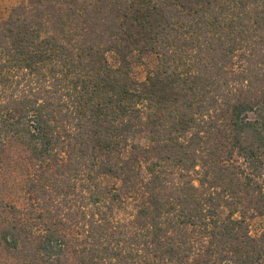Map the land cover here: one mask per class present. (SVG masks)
<instances>
[{
  "label": "trees",
  "instance_id": "trees-1",
  "mask_svg": "<svg viewBox=\"0 0 264 264\" xmlns=\"http://www.w3.org/2000/svg\"><path fill=\"white\" fill-rule=\"evenodd\" d=\"M17 170L20 204L0 199L17 264H264V0L14 7L0 190Z\"/></svg>",
  "mask_w": 264,
  "mask_h": 264
},
{
  "label": "rangeland",
  "instance_id": "rangeland-1",
  "mask_svg": "<svg viewBox=\"0 0 264 264\" xmlns=\"http://www.w3.org/2000/svg\"><path fill=\"white\" fill-rule=\"evenodd\" d=\"M28 0H0V21L5 20L11 10L22 3H27ZM109 60L113 62V57L110 55ZM153 59L147 58L141 63L135 64L133 67V78L140 82L146 77L147 67L152 65ZM5 186L0 190V199L4 198L6 201H16L15 203L20 204L21 193L19 189L21 188L24 180V176L21 170L15 172H8L5 175ZM2 186V185H1ZM18 200V201H17ZM250 234L254 237L259 236V234L264 229V217H258L250 221ZM16 260H13L0 248V264H17Z\"/></svg>",
  "mask_w": 264,
  "mask_h": 264
}]
</instances>
